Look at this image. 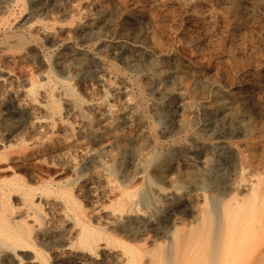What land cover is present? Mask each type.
<instances>
[{
	"label": "rangeland",
	"instance_id": "rangeland-1",
	"mask_svg": "<svg viewBox=\"0 0 264 264\" xmlns=\"http://www.w3.org/2000/svg\"><path fill=\"white\" fill-rule=\"evenodd\" d=\"M40 1L41 0H36V1L35 0H12V1L6 0V2H4V4H3L4 6H0V22H1L0 23V41H2V42H0V46L2 47L5 44V47H2V48L0 47V49H1L0 52L2 51L0 53V56L2 57V58L0 57V63H1L0 64V70H1L0 74L6 75L7 73H9V74L11 73V75L15 76V78H16V79L15 78L13 79L14 81L11 85L6 84L7 87L4 86L5 87L3 89L4 91L0 90L1 91L0 93L2 94V95H0L1 96L0 97V115L3 116L4 112H6L5 111L6 110L5 104H6V106L9 104V98L11 97V95H10L11 90H15L17 88V86H16L17 84H19V83L22 84V82H21L22 80H19V79H21V74L26 73V72H24L25 69H26L25 71H28V72H30V71L37 72L38 71V73H44V75L46 73V77L54 75V76H58L61 78H66L68 81H70V83H72L71 85H72L73 89L75 90V92L79 96H82V98L86 102H89V100H91L90 102H92V103L99 102L101 100L107 101L109 104H111L113 109L115 111H117L116 113H118V114H112V117L110 116V122H114L115 120L119 119L123 123L121 122V124L116 128L115 131H110V134H109V132H107V134L104 135L102 138L101 137L100 138L95 137L93 139L91 138L90 143L93 142L92 144L95 146H98L99 142L102 140L104 142L107 141L109 143L108 144L105 142L107 145L104 144L103 149H108L109 152L110 151L113 152L114 153L113 157L110 158L107 155L108 154L107 151H103L101 153V156H100L101 161L104 163L107 162L106 164L109 165L113 170V174L110 175L109 178H110V180L112 179L111 181H115V182H117L118 180H120V181L124 180L123 182H127L128 186L130 184H132L130 186V189L131 188L134 189V186H137L136 187V194H138V195L135 194V198H136L138 207L143 208L141 210H146V206L148 205L147 201L142 199L144 196L143 190L147 186L146 180H145V175L153 176V178H154L153 185L166 188L165 190H168L169 195H172L173 197H175V195L176 196L181 195L180 196L181 201H179L176 205H174V208L176 209L175 212L179 215L180 213H184V212L186 213L191 209V205H192V202L194 200V197L189 194V188L188 187L176 188L175 186H178V185L180 186L181 184L187 185V183H186L185 179L183 178V176L181 175V173L182 172L185 173L186 171H190L192 169H195L194 166H200L201 167L203 165V163L200 160L203 157V153L208 152L207 155L209 157V160L207 163L204 164L205 167H201L199 169L201 179L206 182V184L202 186V189H200V191L202 193V195L200 197H198L200 200L205 196H206V199L214 197V195H213L214 190H215V186H214L215 184L214 183L220 182V180H221L220 175H221L222 170L225 169V166L229 167L231 162L233 161V159L237 156L238 151H240V150H238L239 148H237L238 145L241 146V148H242V146L245 147L246 152L249 151V149H252L254 155H256V156L259 155L258 157L263 158L262 154H264V60H263L264 59V25H263L264 24V17H263L264 14H262V13H264V5L262 6V4H264L263 3L264 0H262V1L261 0H256V1L255 0H240V1L239 0H231V1L225 0V2H224V0H208V1L207 0H204V1L203 0H191V1L190 0H152V1L151 0H140V2H139V0L138 1L137 0L136 1L135 0H93V1L92 0H87V1L86 0H68V1L65 0L59 6L58 5L53 6L54 4L51 3L52 0H46V1L42 0L43 1V3L41 1L42 4L40 3ZM89 1H91V2H89ZM232 1H233V3H232ZM152 2H153V4H152ZM217 2H219V3H217ZM229 2H230V4H229ZM194 3H196V4H194ZM254 3H256V5ZM30 4H31V6H30ZM70 4H74V5L70 6ZM79 4H81V5H79ZM87 4H90V5H87ZM145 4H146V6H145ZM154 4H155V6H154ZM211 4H212V7H211ZM221 4H224V5L221 6ZM234 4H235V6H233ZM259 4H261V5H259ZM139 5H141V6H139ZM254 5L256 7H254ZM219 6L222 8H219ZM46 7H48L49 11L51 9L50 14L48 11L46 12ZM75 8H76V10H75ZM90 8L92 10H90ZM197 8H199V10ZM208 9H210V10H208ZM216 9H220V10H216ZM236 9H237V11H236ZM248 9H250V10H248ZM252 9H253V11H252ZM78 10H79L78 13H80V14H77ZM81 10H83V11H81ZM193 10H195V11H193ZM211 10H213V11H211ZM260 10H261V12H259ZM37 11H39V12H37ZM52 11H53V13H52ZM55 12H57V14ZM101 12H103V13H101ZM198 12H200V13H198ZM208 12H210V13H208ZM218 12H219V14H218ZM51 13L54 16L56 23L51 24V22H49V21H51V17L49 16V15H51ZM84 13H86V14H84ZM33 14L34 15L36 14L35 15L36 17H34ZM70 14H72V16H70ZM90 14H91V16H90ZM220 14L223 16H221ZM230 14H231V16H229ZM81 15H85V17L81 16ZM206 15L207 16L211 15V16L207 17ZM212 15H213V17H212ZM249 15H251V16H249ZM253 15H254V17H252ZM92 16H96L97 20L101 21V23H110V25L109 24L107 26L104 25L102 29L100 28V32H98L96 34H89V33L87 34V33L78 32V28H76V29L74 28L75 25H77L76 23H78L80 20H81L80 23H85ZM219 16H220V18H218ZM255 16H256V18H255ZM38 17L41 20L37 19ZM48 17L50 20L48 19ZM230 17H232V18H230ZM257 17L260 19H257ZM29 18L32 21L34 20L33 21L34 23ZM34 18H36V19H34ZM209 18H211L213 21L211 19L209 21ZM227 18L230 20H228ZM232 19H234V20H232ZM29 20H30V23L28 22ZM37 20H38V24L41 25L43 23L44 27L48 26L47 27L48 29L53 28L52 32L54 30H56V32L54 31L53 35H50L47 37H45V35H44V37H42L43 34L40 32V30L38 29L39 30L38 31L35 28L33 29V26H32L33 24H37ZM46 20H47V22H46ZM109 20H111V21L109 22ZM218 21L221 22V24L220 23L218 24ZM45 22H46L47 26L45 25ZM61 22L63 25L70 27V30H64V29L60 30L59 28H57V25H60ZM200 22H203V23H200ZM204 22H207V23L204 24ZM214 22H215V24H214ZM216 22H217V24H216ZM124 23H125V25H124ZM213 24H214V27H213ZM198 25H200V26H198ZM231 25H235V26H231ZM245 25H247V26L245 27ZM52 26H54V27H52ZM216 26H219V27H216ZM107 28H108V30H107ZM205 28H207V29H205ZM231 28H233L236 31H234ZM245 28H247V29H245ZM251 28H252V30H251ZM27 29H28V31H26ZM217 29H220V30H217ZM34 30H36L37 32ZM198 30L201 32V34H200V32H195ZM67 31H69L68 34L66 33ZM208 32H209V34H208ZM32 33H33V35L30 36ZM36 33L39 35V37ZM223 33L226 34L225 36H227V37H225ZM5 34H7V35H5ZM83 34H84V36H83ZM188 34L189 35L191 34L192 37H191V35L189 36ZM236 34L237 35L239 34L238 35L239 37ZM4 35L5 36L10 35V36L4 37ZM18 35L19 36L21 35L22 39H21V37L19 39ZM96 35H97V37H96ZM193 35H194V37H193ZM231 35H233V36H231ZM248 35H250V36H248ZM252 35H254V36H252ZM15 36H17L16 39H18V41H15L16 40L14 38ZM57 36H58V38H57ZM196 37H198V38H196ZM208 37L210 39H208ZM244 37H246L247 39H245ZM8 38L10 39L9 43L12 41L11 44L8 43V41H7ZM83 38H85V39H83ZM189 38H191V41ZM206 38H207V40H205ZM212 38L215 40L213 41ZM233 38H235V39H233ZM240 38H242V39H240ZM13 39H15V40H13ZM24 39H25V41H24ZM28 39H30V40H28ZM19 40H20V42H19ZM219 40L222 42H220ZM233 40H235V41L233 42ZM249 41H250V43H249ZM13 42H14V44H12ZM72 42H73V44H72ZM214 42L217 43L218 46ZM228 42H230V44ZM238 42H240L241 45ZM23 43H26V45H23ZM190 43H192V44H190ZM248 43L250 45H248ZM6 45H7V47H6ZM8 45L10 48L12 47L11 45H13V47H12L13 50H15V48H17V47L18 48L16 49V51L12 52V49L7 50V48H9ZM14 45H15V47H14ZM220 45H223V47ZM41 46H42V48H41ZM205 46H206V49H205ZM208 46H210V47H208ZM231 46L233 49L231 48ZM233 46L234 47L236 46L235 47L236 49ZM251 46H253V47H251ZM26 47H31L28 51L29 56H27V57L23 56L24 59H22L23 57H21L20 54L23 55L24 51L26 50ZM43 47L45 48V50ZM216 47H218V48H216ZM227 47H229L231 50H234L235 55H234V52L233 51L230 52L229 48H227ZM240 47H241V49H240ZM256 47H257V49H256ZM22 48L24 51L21 50ZM71 48H73V49H71ZM223 48H225V49H223ZM5 49H6V51H5ZM19 49L21 52L19 51ZM46 49H47V51H46ZM194 49H195V51H194ZM212 49H213V51H212ZM245 49L247 52L245 51ZM250 49H252L256 52L249 51ZM242 50H244V51H242ZM217 51L219 54H217ZM221 51H223V52H221ZM110 52H111V54H110ZM248 52H249V54H248ZM11 53H13V54H11ZM17 53L19 54L18 55L19 57L17 56ZM211 53H213V54H211ZM224 53H226V54H224ZM230 53H232V54H230ZM4 54H6V55H4ZM56 54L66 57L65 58V63H66L65 67L60 68L56 64H54L55 63L54 62L55 57L57 56ZM69 54H70V56H69ZM207 54H209V56ZM214 54H217V55H214ZM236 54H237V56H239V58L236 56ZM240 54H241V56H240ZM10 55H11V58H10ZM198 55H200V56H198ZM258 55H260V56H258ZM223 56L226 58L228 57L227 58L228 60L226 58H224ZM245 56L249 57L250 62H248L249 59L248 58L246 59ZM4 57H6V58L8 57V58L6 59ZM205 57H206V60H205ZM229 57H232V58H229ZM251 57H253V59ZM20 58H21V60H17ZM133 58H135V59H133ZM233 58H235V60ZM2 59H3V61H1ZM130 59H131V61H130ZM260 59H262V60H260ZM9 60H10V64L12 63L11 65L9 64ZM12 60H13V62H12ZM29 61H30V64H29ZM82 61L84 62L85 65L82 63ZM235 61H236V64L234 63ZM242 61H243V63H241ZM2 62H4L5 64ZM19 62L20 63L22 62V64H20ZM70 62H71V64H70ZM80 62L82 63L83 66H81ZM152 62H154V63H152ZM207 62H209V63H207ZM218 63L219 64L221 63L223 65L220 66ZM227 63L229 66L227 65ZM240 63L243 65H241ZM246 63H248V64H246ZM2 64H3V66H2ZM25 64H27V68L25 67L26 66ZM114 64H116V65H114ZM130 64H132L131 68L129 66ZM173 64H174V67H173ZM34 65H35V67H33ZM223 66L225 67V69L222 68ZM237 66H238V68H237ZM14 67H17V68L14 69ZM1 68L4 70H2ZM46 68H47V70H46ZM172 68H175V69H172ZM32 69H34V70H32ZM14 70L17 72H15ZM166 70H168L169 72ZM12 72L14 74H12ZM35 72H34V74L37 75L38 73H35ZM17 74L20 77L16 76ZM78 74L83 75V76H79ZM100 74H102V75H100ZM162 74H164V75H162ZM111 76L116 80H112L113 78ZM199 76H200V78H199ZM46 77H44V81L47 79ZM169 77L171 80L169 79ZM200 79L201 80L203 79V80L201 81ZM104 80H107L106 83ZM187 80H188V82H187ZM204 80H206V81H204ZM193 81H194V83L192 84ZM102 82L104 83V87L102 85L103 84ZM111 82H112V85L114 86V88L112 89V91L105 93L103 88L106 89L107 86L109 84H111ZM20 84L18 86H20ZM83 84H85V85H83ZM13 85L15 88L13 87ZM162 85H164V86H162ZM170 85H171V87H170ZM183 85H185V86H183ZM8 86H10L11 88H9ZM182 86L185 87L186 90L188 91L190 106L186 108L187 110L186 109L183 110L184 111L183 112L184 119L187 121L186 125L180 129H178V128H174L172 120H171L172 113L174 112L173 110L175 109L174 107H172V109L169 110V113L167 112L168 115L166 117H163L162 114H156L154 112V106H155V104H159V103L163 102L164 100H168L169 103L173 104V98L171 96L169 97L168 95H165L164 91L165 90H173L175 88H179ZM124 87H126V88H124ZM162 87H164V88H162ZM7 90L9 92V94H8ZM124 91H125V93H123ZM156 91H158V92L156 93ZM3 92H4V94H3ZM90 93H92V94L90 95ZM116 93H117V95H116ZM139 93H140V95H139ZM190 93H192V94H190ZM118 94H119V96H118ZM141 94H142V96H141ZM7 95H8V97H7ZM127 95H131V96H128L130 98H128ZM117 96H118V98H117ZM122 96H124V97H122ZM55 97L57 98L58 96L55 95ZM87 97H89V98H87ZM216 97H218V98H216ZM119 98H121V99L119 100ZM226 98H227V100H226ZM228 98H230V99H228ZM115 99H117V100H115ZM124 99H128V102L133 109V112L130 113L129 115H127L126 117H123L122 113H121L122 111H125L128 109L127 105H125L123 103ZM223 99L226 100V101H224V104L229 105L230 111H232L231 113L228 112V117L226 116V118L221 116V114H220L221 111H220V107H219V105H220L219 102ZM233 101H235V102H233ZM138 104L140 105L141 108L138 106ZM122 105H123V107H122ZM234 108H236V110ZM142 111L144 112L143 115H142V113H143ZM237 111H238V113H236ZM119 112H120V114H119ZM138 112H140V113L138 114ZM88 113H87V116L90 120V122H89L90 127L86 124L83 132H80V134L81 133L84 134V133L89 132L91 129V126L95 125V123H96L95 121L98 119V113L97 112L94 113V112L89 111ZM151 113H153V114H151ZM188 113H189V115H188ZM154 114H156L157 116ZM205 114H207L206 116H209V115L215 116L216 121L212 122V120H207L205 118L206 117ZM169 115H171V116H169ZM74 116H75V118H74ZM81 117H82V115H80L79 113L78 114L76 113V115H75V113L65 114V116H64L65 123L67 125L69 124V126L73 127V129H72L73 133H71L70 129H67V128H66L67 130L63 129L65 127L60 126V124H58V123L57 124L55 123L52 126V132L51 133L48 132V134H46L47 133L46 132L44 134H46L47 136H52V133L54 132L53 134L60 135V136L65 135V134H69V135H71L70 138H72V134H74L73 137H77L78 135H77V131H76V125L78 123H80V121H81L80 119H82ZM71 118H72V120H71ZM232 118L235 119L237 122L235 120H233ZM128 119H129V121H128ZM226 119L230 120V121H227ZM0 120H1V118H0ZM73 123H75L76 125ZM14 124H16V122H14ZM145 124H147V126ZM202 125H204V126H202ZM229 125H231V128L229 127ZM3 126H4V124L0 125V131H3V129L1 128ZM152 126H154V127H152ZM211 127H212V129H210ZM148 128H149V130H148ZM191 128L193 130H191ZM183 129H185L186 131L187 130H189V131L186 132ZM245 130H246V132H245ZM252 132H254V137H255V138L254 137L252 138L253 141L249 137V135H251ZM134 133H136V134L133 136ZM164 133L166 135H164ZM207 133H208V135H207ZM246 133H248V134H246ZM173 134H175V135H173ZM141 136H143L145 138L146 142L148 143V148L145 149L146 154L144 155L145 159L143 161V164L145 166L142 164V168H140V169L138 168L136 170V168H135L136 163L135 162L138 160V154L137 153H138V150L140 147V137ZM180 137H182V138H180ZM260 137H261V139H260ZM229 139L231 141H229ZM255 139H256V141H255ZM87 140H89V138H87ZM237 140H239V141H237ZM259 140H260V142H259ZM151 141H153V142H151ZM243 141H245V142H243ZM111 142H113V143H111ZM242 142L244 144H242ZM155 144H156V146L153 147V145H155ZM216 144H218V145H216ZM260 144H262L263 146ZM214 146H216V147H214ZM128 147H130V148H128ZM219 148H220V150H219ZM222 150H223V152H222ZM258 150H260V152ZM220 152H222V153H220ZM197 153H199V154H197ZM70 154H69V156L71 157V159L77 161V163L79 164L80 163V159H79L80 157L78 155H75L72 151H70ZM73 155L75 156V158H73L74 157ZM153 155L158 157L157 158L158 160H156L157 162L154 160H151V157ZM132 157H133V159H132ZM108 158H109V160H108ZM115 158H117L116 161H115ZM128 158H129V162H128ZM148 158H150V159H148ZM105 159H107V160H105ZM159 162L165 164L164 165L165 166L164 168L166 169V170L164 169L165 174L171 173L170 175H172V178L170 181H169V179L165 178L164 175L158 176L156 174L158 171V166L160 164ZM2 163L3 162H0V164H2ZM199 163H200V165H199ZM61 164L62 163L49 162L44 168V172H45L44 178L47 180H52L54 182L63 181L66 178H72V177L74 178L75 175H73V174H77L76 169L73 171L74 168L72 166L66 167L65 165H63V164L61 165ZM126 164H128V165H126ZM116 165H117V168H116ZM122 165H124V166H122ZM48 166H49V168H48ZM102 168H103V166H102ZM122 168H124V169H122ZM125 168H127V169H125ZM152 169L154 170L155 173L153 172ZM212 169H213V171H212ZM25 170L28 172V170L26 168H23V167L20 168V170H18V171L21 174H27ZM123 170L125 171L124 173L122 172ZM85 171H86V169H85ZM135 171H137V172H135ZM63 172H65V173H63ZM203 173H205L206 175ZM123 174H125V175H123ZM119 175L121 177H119ZM48 176H49V178H48ZM204 176H205V178L207 176V178L205 179ZM62 178H63V180H62ZM209 178H210V180H209ZM211 178L212 179L214 178V180L211 181ZM135 179H138V180L134 181ZM132 181H134V182H132ZM147 187H149V186H147ZM209 187L211 188V190ZM80 188H77L76 190H78V191H77V193L76 192L75 193H76V195L79 193L77 196L82 203L81 204L83 207L82 209H84V211H85V209L88 208L85 212L92 215V216L95 215L94 212H96L97 204H99V203L103 204L104 199H106V197H107V199L105 200V204H108V201H110L111 197L107 193L108 192L107 189L106 190L105 189H101V190L98 189L97 191L94 192L93 190L91 191V189L88 190V189H85L83 187H80ZM81 192H83V194ZM93 193L94 194L96 193V194L94 195ZM210 193H212V195ZM105 195H106V197H105ZM185 195H186V197H185ZM89 196H90V198H89ZM85 197H87V198H85ZM88 199H90L89 202H88ZM164 199H165V197H164ZM164 199L161 198L160 199L161 203H158V206L155 207L157 209L158 216H162V213H163L160 205L164 204L168 200L167 197H166V200H164ZM12 200L16 201L15 196H13ZM150 201H151V199H150ZM183 202H184V204H183ZM45 203H47V204H45ZM51 204H52L51 202H45L44 201L43 207L44 208L46 207L44 210L47 212L46 217L48 216L49 219L48 218L45 219L46 220L45 223L41 224V226H40V228L36 234L37 236L39 235L38 237H43V240H41V241L39 240V242H38V244H40L38 246H39V249L41 250V255H37V259L42 261L43 263H45V261H46L47 264H62V262L60 260L53 258L54 256L51 255L52 254V252H51L52 244H53V241L55 243L60 242V240H61V239H59L61 237L60 232H62V230L65 229V227L67 228L69 226V224L62 223L61 220L58 219L59 217L55 213L57 210V207H54ZM87 204H89V205H87ZM149 204H151V202ZM184 205H185V207H184ZM49 206H51V207H49ZM46 209L48 211L49 210H51V211L48 212ZM93 209H94V211H93ZM52 210H55V212ZM89 211H90V213H89ZM53 212L55 214H53ZM53 215H56V217ZM54 222L56 223V226H55ZM52 223H54V225ZM51 225H53V226H51ZM54 227H56V228H54ZM44 230H46V231H44ZM55 233H57V234H55ZM18 251H19L18 255H16L12 261L6 260L4 255H0V261H1L0 264H28L27 259H29L33 256L32 252L20 251V250H18ZM99 251L100 250H98L97 252H99ZM44 255H45V260H44ZM22 256H24V257H22ZM48 259L50 261H48ZM18 261H19V263H18Z\"/></svg>",
	"mask_w": 264,
	"mask_h": 264
},
{
	"label": "bare ground",
	"instance_id": "bare-ground-1",
	"mask_svg": "<svg viewBox=\"0 0 264 264\" xmlns=\"http://www.w3.org/2000/svg\"><path fill=\"white\" fill-rule=\"evenodd\" d=\"M41 1H40V3H41ZM64 1L65 0H52L51 3L54 4L53 6H55V5L59 6ZM4 2H6V0H0V6H4L3 5ZM89 2H91V1H89ZM139 2H140V0H139ZM224 2H225V0H224ZM42 3H43V1H42ZM217 3H219V2H217ZM232 3H233V1H232ZM146 4H145V6H146ZM152 4H153V2H152ZM194 4H196V3H194ZM229 4H230V2H229ZM254 4L256 5V3H254ZM71 5H74V4H70V6ZM79 5H81V4H79ZM87 5H90V4H87ZM222 5H224V4H221V6ZM255 5H254V7H256ZM259 5H261V4H259ZM263 5L264 4H262V6ZM30 6H31V4H30ZM139 6H141V5H139ZM154 6H155V4H154ZM233 6H235V4ZM211 7H212V4H211ZM219 8H222V7L219 6ZM197 9L199 10V8H197ZM75 10H76V8H75ZM90 10H92V9L90 8ZM208 10H210V9H208ZM216 10H220V9H216ZM248 10H250V9H248ZM47 11L50 14L51 9L49 11L48 7H46V12ZM81 11H83V10H81ZM193 11H195V10H193ZM211 11H213V10H211ZM236 11H237V9H236ZM252 11H253V9H252ZM37 12H39V11H37ZM78 12H79V10L77 11V14H80ZM259 12H261V10ZM52 13H53V11H52ZM52 13H51V15H49L51 17V21H49L50 19L48 17V19H49L48 21L51 22V24L56 23L55 18L52 15ZM55 13L57 14V12H55ZM101 13H103V12H101ZM198 13H200V12H198ZM208 13H210V12H208ZM84 14H86V13H84ZM218 14H219V12H218ZM262 14H264V13H262ZM35 15H34V17H36ZM254 15L252 17H254ZM70 16H72V14H70ZM81 16L85 17V15H81ZM90 16H91V14H90ZM208 16H211V15H208ZM221 16H223V15H221ZM229 16H231V14ZM249 16H251V15H249ZM212 17H213V15H212ZM218 18H220V16ZM230 18H232V17H230ZM255 18H256V16H255ZM34 19H36V18H34ZM37 19H39V17ZM210 19L211 18H209V21H210ZM257 19H260V18L257 17ZM30 20L28 21L29 23H30ZM39 20H41V19H39ZM228 20H230V19H228ZM232 20H234V19H232ZM80 21L78 23H76L77 25L74 24L75 25L74 28L75 29L78 28V32L87 33V34L88 33L89 34H96V33L100 32V28L102 29L104 25H106V26L108 24L110 25V23H101V21L97 20L96 16L90 17L88 19V21H86L85 23H80ZM110 21L111 20H109V22ZM46 22H47V20H46ZM46 22H45V25H46ZM200 23H203V22H200ZM205 23H207V22H204V24ZM219 23L221 24V22L218 21V24ZM214 24H215V22H214ZM214 24H213V27H214ZM216 24H217V22H216ZM124 25H125V23H124ZM200 25H198V26H200ZM235 25H231V26H235ZM32 26H33V29L35 28L36 30H38V29L40 30V32L43 34L42 37H44V35H45V37L53 35L54 34L53 32L54 31L56 32V30H54L52 32L53 28L48 29L47 25H46L47 27H44L43 23L41 25L38 24V20H37V24H33ZM246 26L247 25H245V27ZM52 27H54V26H52ZM216 27H219V26H216ZM57 28H59L60 30H63V29L64 30H70V27L63 25L62 22L60 25H57ZM247 28H245V29H247ZM205 29H207V28H205ZM231 29H233V28H231ZM36 30H34V31H36ZM107 30H108V28H107ZM217 30H220V29H217ZM251 30H252V28H251ZM26 31H28V29ZM234 31H236V30H234ZM68 32L69 31H67L66 33L68 34ZM195 32H200V31L198 30ZM200 34H201V32H200ZM208 34H209V32H208ZM5 35H7V34H5ZM5 35H4V37H8L11 34L8 36H5ZM32 35H33V33L30 36H32ZM225 35L226 34H224V36ZM83 36H84V34H83ZM231 36H233V35H231ZM248 36H250V35H248ZM252 36H254V35H252ZM20 37H21V35L19 36V39H20ZM38 37H39V35H38ZM96 37H97V35H96ZM191 37H192V35H191ZM193 37H194V35H193ZM225 37H227V36H225ZM14 38L16 39L17 36H15ZM57 38H58V36H57ZM196 38H198V37H196ZM235 38H233V39H235ZM244 38L247 39L246 37H244ZM15 39H13V40H15ZM21 39H22V37H21ZM30 39H28V40H30ZM83 39H85V38H83ZM189 39L191 41V38H189ZM208 39H210V38L208 37ZM240 39H242V38H240ZM9 40L10 39L8 38V40H7L8 43H9ZM205 40H207V38ZM214 40L215 39H213V41ZM15 41H18V39H16ZM24 41H25V39H24ZM234 41L235 40H233V42ZM0 42H2V41H0ZM11 42L9 44H11ZM19 42H20V40H19ZM73 42H72V44H73ZM220 42H222V41H220ZM26 43H23V45H26ZM228 43L230 44V42H228ZM238 43L240 44V42H238ZM249 43H250V41H249ZM249 43H248V45H250ZM12 44H14V42ZM190 44H192V43H190ZM215 44H217V43H215ZM11 46L13 47V45H11ZM217 46H218V44H217ZM220 46L223 47V45H220ZM2 47H5V44ZM6 47H7V45H6ZM8 47H9V45H8ZM12 47L7 48V50L12 49ZM14 47H15V45H14ZM31 47H26L25 51L22 48L21 50L24 51V53H23V55L20 54V56L21 57L29 56L28 51ZM208 47H210V46H208ZM251 47H253V46H251ZM17 48H15V50L12 49V52L16 51ZM41 48H42V46H41ZM216 48H218V47H216ZM227 48H229V47H227ZM231 48H232V46H231ZM71 49H73V48H71ZM205 49H206V46H205ZM223 49H225V48H223ZM240 49H241V47H240ZM256 49H257V47H256ZM44 50H45V48H44ZM5 51H6V49H5ZM19 51H20V49H19ZM46 51H47V49H46ZM194 51H195V49H194ZM212 51H213V49H212ZM223 51H221V52H223ZM229 51L234 52V50H231L230 48H229ZM242 51H244V50H242ZM245 51H246V49H245ZM249 51L253 52L254 50L250 49ZM254 52H256V51H254ZM226 53H224V54H226ZM11 54H13V53H11ZM110 54H111V52H110ZM209 54H207V55L209 56ZM211 54H213V53H211ZM217 54H219L218 51H217ZM217 54H214V55H217ZM230 54H232V53H230ZM248 54H249V52H248ZM4 55H6V54H4ZM18 55L19 54L17 53V56ZM234 55H235V52H234ZM69 56H70V54H69ZM198 56H200V55H198ZM236 56H237V54H236ZM240 56H241V54H240ZM258 56H260V55H258ZM206 57H205V60H206ZM237 57L239 58V56H237ZM245 57H246V59L247 58L249 59L248 56H245ZM253 57H251V58L253 59ZM4 58H6V57H4ZM10 58H11V55H10ZM65 58H66L65 56L57 55L55 57V60H54L55 63L54 64H56L60 68L65 67L66 66ZM224 58H226V57H224ZM229 58H232V57H229ZM22 59H24V57ZM133 59H135V58H133ZM233 59L235 60V58H233ZM262 59H260V60H262ZM17 60H21V58L17 59ZM1 61H3V59ZM130 61H131V59H130ZM12 62H13V60H12ZM248 62H250V59ZM2 63H4V62H2ZM82 63L84 64L83 61H82ZM82 63H81V66H83ZM152 63H154V62H152ZM207 63H209V62H207ZM234 63L236 64V61ZM241 63H243V61ZM9 64H10V60H9ZM20 64H22V62ZM29 64H30V61H29ZM70 64H71V62H70ZM132 64L129 65L130 68L132 67L131 66ZM246 64H248V63H246ZM25 65H26L25 67L27 68V64H25ZM114 65H116V64H114ZM219 65L221 66L223 64L220 63ZM227 65H228V63H227ZM241 65H243V64H241ZM2 66H3V64H2ZM33 67H35V65ZM173 67H174V64H173ZM15 68H17V67H14V69ZM222 68L225 69L224 66ZM237 68H238V66H237ZM172 69H175V68H172ZM2 70H4V69H2ZM25 70H24V72H26V73L21 74V79H19V80H22L21 81L22 84L19 83L20 86H18L19 84H17L18 83L17 82L16 83L17 88L15 90H11L12 94L10 93L11 97L9 98V104L7 106L5 104V109H6L5 111L6 112H4L3 116L0 115V118H1L0 125L4 124V126L1 127L3 129V131H0V162H3L2 164H0V255H4L6 260L12 261L13 258L16 255H18V252H19L18 250H20V251L32 252L33 256L31 258L27 259L28 264H45L46 263V261H45V263H43L42 261L37 259V255H41V250L39 249V246H38L40 244H38V242H39V240L40 241L43 240V237H38L39 235L38 236L36 235L41 224L45 223V221H46L45 219L48 218V216L46 217L47 212L44 210L46 207L45 208L43 207L44 201H45V202H51L52 206L57 207L56 212H55V210H52V211H54L56 213V215H58V217H59L58 219H60L62 223L69 224V226L67 228L66 227H65V229L62 228L63 230H62V232H60L61 237L59 238V239H61L60 242L55 243L53 241V244H52V250H51L52 254L51 255L54 256L53 258L60 260L62 262V264H264V154H262L263 158L258 157L259 155L258 156L254 155L252 149H249V151L246 152L245 147L242 146V148H241V146L238 145L237 148H239L238 150H240V151L237 150L238 151L237 156L235 155L236 157L233 159V161L231 162L229 167L225 166V169L222 170L221 175H220L221 176L220 182L214 183L215 184L214 185L215 190L213 193L214 197L206 199V196H205L200 200L198 198L202 195L200 189H202V186L205 185L206 182L201 179L199 169L201 167H205L204 164L207 163L209 160V157L207 155L208 152L205 151L206 153H203V157L200 160L203 163V165L201 167L200 166H194L195 169H192L190 171H186L185 173H183V172L181 173V175L185 179L187 185L181 184L180 186L179 185L175 186L176 188L188 187L189 188V194L192 195L194 197V200H195V201L193 200L192 205H191V209L188 212L180 213L179 215L175 212L176 209L174 208V205H176L179 201H181V197H180L181 195H178V196L175 195V197H173L172 195H169L168 190H165L166 188L153 185V182H154L153 176L145 175L146 185L149 187L146 186V188H144V190H143L144 196L142 199L147 201L148 205L146 206V210H141L143 208L138 207L137 201L135 198L137 186H134V189H132V188L130 189V186L132 184H130L128 186L127 182H123L124 180H122V181L118 180L117 182H115V181H111L112 179L110 180V178H109V176L113 174V170L109 165L106 164L107 162H105V163L102 162L101 158H100L101 153L103 151H107L108 152L107 155L110 158L113 157V154H114L113 152H111V151L109 152L108 149H103L104 148L103 145L108 143V142L105 141L106 142L105 143L102 140L99 142L98 146L93 145L92 144L93 142L90 143L91 138L92 139L95 137L96 138H98V137L102 138L104 135L107 134V132H109V134H110V131L116 130V128L121 124L122 121L117 119L114 122H110V116L112 117V114H118V113H116L117 111H115L113 109V107L111 106V104H109L105 100H101V101L95 102V103L90 102L91 100H89V102H86L82 98V96H79L75 92V90L73 89V87L71 85L72 83H70V81H68L66 78H61V77L54 76V75L46 77V73L44 75V73H38L37 70H36L37 72L34 71L35 73H38L37 75H35L33 71H30L31 69L29 70L30 72L25 71ZM32 70H34V69H32ZM46 70H47V68H46ZM166 71H168V70H166ZM15 72H17V71H15ZM12 74H14V73L12 72ZM164 74H162V75H164ZM100 75H102V74H100ZM16 76H19V75L17 74ZM79 76H83V75H79ZM44 77L47 78L45 81H44ZM14 78H15V76L11 75V73L10 74L7 73L6 75L0 74V90H3L5 88L4 86H6V84L11 85L14 81L13 80ZM199 78H200V76H199ZM169 79H170V77H169ZM112 80H116V79L113 78ZM206 80H204V81H206ZM104 81L106 83L107 80H104ZM187 82H188V80H187ZM193 83H194V81L192 82V84ZM83 85H85V84H83ZM102 85L104 87V83ZM162 86H164V85H162ZM183 86H185V85H183ZM183 86L179 87V88H175L173 90H165L164 91L165 95H168L169 97L171 96L173 98V104L169 103L168 100H164L163 102H161L159 104H155V106H154V112L156 114H162L163 117H166L168 115L167 112L169 113V110H171L172 107H174L175 109L173 110L174 112L172 113V116L171 115H169V116H171V120H172L174 128H178V129H180L186 125L187 121L184 119V116H183L184 111L183 110L190 106L188 91ZM8 87L11 88L10 86H8ZM13 87H14V85H13ZM126 87H124V88H126ZM170 87H171V85H170ZM113 88H114V86L112 85V82H111V84H109L106 89L105 88H103V89H104V92L107 93V92L112 91ZM162 88H164V87H162ZM7 92H8V90H7ZM157 92L158 91H156V93ZM123 93H125V91ZM3 94H4V92H3ZM8 94H9V92H8ZM91 94L92 93H90V95ZM190 94H192V93H190ZM0 95H2V94L0 93ZM55 95H57L58 97L56 98ZM116 95H117V93H116ZM139 95H140V93H139ZM118 96H119V94H118ZM118 96H117V98H118ZM128 96H131V95H127V97ZM141 96H142V94H141ZM7 97H8V95H7ZM122 97H124V96H122ZM87 98H89V97H87ZM128 98H130V97H128ZM216 98H218V97H216ZM120 99L121 98H119V100ZM224 99L221 100L219 102L220 105L219 104L218 105L220 107V111L222 112V113L220 112L221 116L226 118V116L228 117V112L231 113L232 111H230L229 105L224 104V101H226L227 98H226V100H224ZM228 99H230V98H228ZM115 100H117V99H115ZM233 102H235V101H233ZM123 103L125 105H127V107H128L127 110L121 112L122 116L126 117L127 115H129L130 113L133 112V109H132L131 105L129 104L128 99H124ZM138 106L140 107L139 104H138ZM122 107H123V105H122ZM234 109L236 110V108H234ZM89 111L94 112V113L97 112L98 113V119L95 121L96 122L95 125L91 124L92 126H91V129L89 132L84 133V134L83 133L80 134V132H83L86 124L88 126L90 125L89 124L90 120L87 116V113ZM140 112H138V114ZM71 113H75V115H76V113L77 114L79 113L80 115H82V117H81L82 119H80L81 120L80 123H78L77 125L75 123H73L76 125V131H77V135H78L77 137H73L74 134H72V138H70L71 135H69V134H65V135L60 136V135L53 134L54 132L52 133V136L46 135V134H48V132L49 133L52 132V126L55 123L56 124L58 123V124H60V126L65 127L63 129H66V128L70 129L71 133H73V131H72L73 127L69 126V124L67 125L65 123V119H64L65 114H71ZM236 113H238V111ZM119 114H120V112H119ZM143 114H144V112L142 113V115ZM151 114H153V113H151ZM156 114H154V115H156ZM188 115H189V113H188ZM206 115L207 114H205V116ZM74 118H75V116H74ZM205 118L207 120H212V122L216 121V118L213 115L212 116H210V115L206 116ZM71 120H72V118H71ZM233 120H235V119H233ZM128 121H129V119H128ZM227 121H230V120H227ZM14 122H16V124H14ZM145 125L147 126V124H145ZM202 126H204V125H202ZM152 127H154V126H152ZM229 127L231 128V125H229ZM210 129H212V127ZM148 130H149V128H148ZM183 130H185V129H183ZM191 130H193V129L191 128ZM187 131H189V130H187ZM245 132H246V130H245ZM44 133H46V134H44ZM135 134L136 133H134L133 136ZM246 134H248V133H246ZM164 135H166V134L164 133ZM173 135H175V134H173ZM207 135H208V133H207ZM143 136L140 137V147H139V150L137 153L138 154V160L135 162L136 163L135 164L136 170L138 168L139 169L142 168V164H143V161L145 159L144 155L146 154L145 149L148 148V143L146 142V140ZM249 137L253 141L252 138L254 137V132H252L251 135H249ZM87 138H89V140H87ZM180 138H182V137H180ZM260 139H261V137H260ZM229 141H231V140L229 139ZM237 141H239V140H237ZM255 141H256V139H255ZM151 142H153V141H151ZM243 142H245V141H243ZM243 142H242V144H244ZM259 142H260V140H259ZM111 143H113V142H111ZM216 145H218V144H216ZM260 145H262V144H260ZM154 146H156V144L153 145V147ZM214 147H216V146H214ZM128 148H130V147H128ZM219 150H220V148H219ZM70 151H72L75 155H78L80 157L79 158L80 159L79 164L77 163V161L71 159V157L69 156ZM258 151L260 152V150H258ZM222 152H223V150H222ZM222 152H220V153H222ZM197 154H199V153H197ZM73 158H75V156ZM157 158L158 157L153 155L151 157V160L156 161V160H158ZM116 159L117 158H115V161H116ZM132 159H133V157H132ZM148 159H150V158H148ZM105 160H107V159H105ZM108 160H109V158H108ZM49 162L62 163L66 167L72 166L74 168L73 171L76 169L77 174H73V175H75L74 178L73 177L72 178H66L65 180H63V178H62L63 181L54 182L52 180H47L44 178V174H45L44 168ZM128 162H129V158H128ZM126 165H128V164H126ZM164 165L165 164H163V163L159 164V166H158L159 172L156 170L157 171L156 174L158 176L164 175L165 178L169 179V181H170L172 178V175H170L171 173L165 174V172H164L165 166ZM199 165H200V163H199ZM102 166H103V168H102ZM122 166H124V165H122ZM22 167L26 168L28 170V172L25 170L27 174H21L18 171ZM48 168H49V166H48ZM116 168H117V165H116ZM85 169H86V171H85ZM122 169H124V168H122ZM125 169H127V168H125ZM212 171H213V169H212ZM122 172L124 173L125 171L123 170ZM135 172H137V171H135ZM153 172H154V170H153ZM63 173H65V172H63ZM203 174H205V173H203ZM123 175H125V174H123ZM119 177H121V176L119 175ZM48 178H49V176H48ZM204 178H205V176H204ZM206 178H207V176H206ZM136 180H138V179H135L134 181H136ZM209 180H210V178H209ZM212 180H214V178L213 179L211 178V181ZM134 181H132V182H134ZM80 187H83V188L88 189V190L91 189V191L93 190L94 192L97 191L98 189H100V190L101 189H105V190L107 189V191H108L107 193L111 197L110 201H108V204H105V200L107 199V197L105 195L106 199H104V203L103 204H101V203L97 204L96 212H94L95 215L92 216V215L85 212L88 208L85 209V211H84V209H82L83 208L81 205L82 203L77 196L79 193L76 195V193L78 191L76 189L80 188ZM210 190H211V188H210ZM81 193L83 194V192H81ZM210 194L212 195V193H210ZM136 195H138V194H136ZM186 195H185V197H186ZM13 196H15L16 201L12 200ZM87 197H85V198H87ZM164 197H165V199H164ZM166 197L168 198L167 202L160 205L161 210L163 211V213L161 212L162 216H158L157 209L155 207L158 206V203H161L160 202L161 198L166 200ZM89 198H90V196H89ZM150 199H151V201H150ZM89 201H90V199H88V202ZM149 201L151 202V204H149L150 203ZM45 204H47V203H45ZM183 204H184V202H183ZM87 205H89V204H87ZM49 207H51V206H49ZM184 207H185V205H184ZM94 209H93V211H94ZM50 211L51 210H49L48 212H50ZM54 212H53V214H55ZM89 213H90V211H89ZM56 215H53V216L56 217ZM54 223H52V224L54 225ZM53 225H51V226H53ZM55 226H56V223H55ZM54 228H56V227H54ZM44 231H46V230H44ZM55 234H57V233H55ZM98 250H100V251L97 252ZM22 257H24V256H22ZM44 260H45V255H44ZM19 261H18V263H19ZM48 261H50V260L48 259Z\"/></svg>",
	"mask_w": 264,
	"mask_h": 264
}]
</instances>
